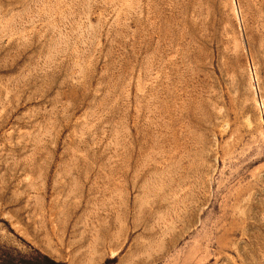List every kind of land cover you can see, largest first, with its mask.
<instances>
[{
    "label": "rangeland",
    "instance_id": "1",
    "mask_svg": "<svg viewBox=\"0 0 264 264\" xmlns=\"http://www.w3.org/2000/svg\"><path fill=\"white\" fill-rule=\"evenodd\" d=\"M41 255L264 264V0H0V264Z\"/></svg>",
    "mask_w": 264,
    "mask_h": 264
},
{
    "label": "trees",
    "instance_id": "2",
    "mask_svg": "<svg viewBox=\"0 0 264 264\" xmlns=\"http://www.w3.org/2000/svg\"><path fill=\"white\" fill-rule=\"evenodd\" d=\"M42 259L45 260V264H65V262H60V261H56L50 257H48L47 255H41ZM23 264H41L39 263V261L37 260H24Z\"/></svg>",
    "mask_w": 264,
    "mask_h": 264
},
{
    "label": "crops",
    "instance_id": "3",
    "mask_svg": "<svg viewBox=\"0 0 264 264\" xmlns=\"http://www.w3.org/2000/svg\"><path fill=\"white\" fill-rule=\"evenodd\" d=\"M102 257H103V256H101L99 259H97L96 262L99 261ZM85 260H86V257H84V258L81 259V260H78V261H77V264H85V262H86ZM94 263H95V262H94ZM92 264H93V263H92ZM117 264H121V263H117Z\"/></svg>",
    "mask_w": 264,
    "mask_h": 264
}]
</instances>
